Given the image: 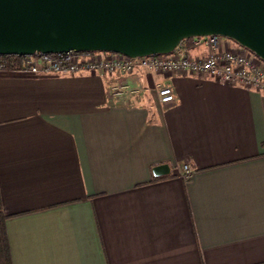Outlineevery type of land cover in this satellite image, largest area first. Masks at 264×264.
I'll return each mask as SVG.
<instances>
[{
  "label": "crops",
  "instance_id": "0c3cea01",
  "mask_svg": "<svg viewBox=\"0 0 264 264\" xmlns=\"http://www.w3.org/2000/svg\"><path fill=\"white\" fill-rule=\"evenodd\" d=\"M0 197L12 264H264V95L142 69L0 73Z\"/></svg>",
  "mask_w": 264,
  "mask_h": 264
},
{
  "label": "water",
  "instance_id": "95a60500",
  "mask_svg": "<svg viewBox=\"0 0 264 264\" xmlns=\"http://www.w3.org/2000/svg\"><path fill=\"white\" fill-rule=\"evenodd\" d=\"M219 36L264 61V0H0V55L170 54ZM170 174L168 165L153 170Z\"/></svg>",
  "mask_w": 264,
  "mask_h": 264
},
{
  "label": "built area",
  "instance_id": "2783aa9c",
  "mask_svg": "<svg viewBox=\"0 0 264 264\" xmlns=\"http://www.w3.org/2000/svg\"><path fill=\"white\" fill-rule=\"evenodd\" d=\"M194 45L204 48L206 54L192 57L185 45L170 54L127 57L112 52L69 51L59 54L0 55V73L30 76L98 75L122 73L131 75L142 69L160 74H181L209 77L216 82L239 85L254 89L264 95V61L248 49L231 48L219 36L194 38ZM138 87L121 85L114 89L116 95L133 94ZM159 103L171 105L176 102L173 90H158ZM194 169L184 165L181 178L188 181Z\"/></svg>",
  "mask_w": 264,
  "mask_h": 264
},
{
  "label": "trees",
  "instance_id": "16d2710c",
  "mask_svg": "<svg viewBox=\"0 0 264 264\" xmlns=\"http://www.w3.org/2000/svg\"><path fill=\"white\" fill-rule=\"evenodd\" d=\"M193 40L194 38L184 41L182 45L187 46V44L191 43ZM156 179H160V178H156ZM6 219L7 216L3 212L1 197H0V264H12L10 257L8 236L5 227Z\"/></svg>",
  "mask_w": 264,
  "mask_h": 264
},
{
  "label": "rangeland",
  "instance_id": "374dc122",
  "mask_svg": "<svg viewBox=\"0 0 264 264\" xmlns=\"http://www.w3.org/2000/svg\"><path fill=\"white\" fill-rule=\"evenodd\" d=\"M222 40L223 41H227L229 44H230V46L233 48H236V47H238V46H240L238 43H236L235 41H233V40H231V39H228V38H223L222 37Z\"/></svg>",
  "mask_w": 264,
  "mask_h": 264
}]
</instances>
